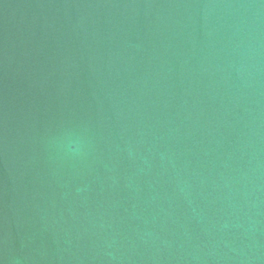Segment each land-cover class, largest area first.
<instances>
[{"label": "water", "instance_id": "water-1", "mask_svg": "<svg viewBox=\"0 0 264 264\" xmlns=\"http://www.w3.org/2000/svg\"><path fill=\"white\" fill-rule=\"evenodd\" d=\"M0 264H264V0H0Z\"/></svg>", "mask_w": 264, "mask_h": 264}]
</instances>
